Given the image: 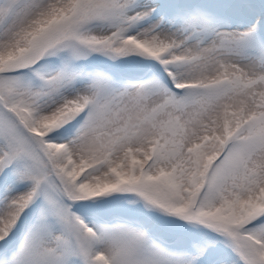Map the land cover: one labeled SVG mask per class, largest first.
Masks as SVG:
<instances>
[{"label": "snow or ice", "instance_id": "6c2138e0", "mask_svg": "<svg viewBox=\"0 0 264 264\" xmlns=\"http://www.w3.org/2000/svg\"><path fill=\"white\" fill-rule=\"evenodd\" d=\"M0 264H264V0H0Z\"/></svg>", "mask_w": 264, "mask_h": 264}]
</instances>
